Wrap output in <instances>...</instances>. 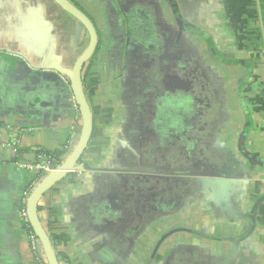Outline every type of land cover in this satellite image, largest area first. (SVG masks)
Listing matches in <instances>:
<instances>
[{
  "label": "crops",
  "instance_id": "crops-1",
  "mask_svg": "<svg viewBox=\"0 0 264 264\" xmlns=\"http://www.w3.org/2000/svg\"><path fill=\"white\" fill-rule=\"evenodd\" d=\"M70 1L98 45L89 145L38 205L60 264H264V0ZM87 42L53 0H0V264H46L21 210L47 172L20 164L75 145Z\"/></svg>",
  "mask_w": 264,
  "mask_h": 264
},
{
  "label": "water",
  "instance_id": "water-1",
  "mask_svg": "<svg viewBox=\"0 0 264 264\" xmlns=\"http://www.w3.org/2000/svg\"><path fill=\"white\" fill-rule=\"evenodd\" d=\"M61 9L73 16L86 30L88 42L80 52L69 71L68 79L74 101L80 114L81 131L79 137L57 166L44 174L39 181L29 190L25 198V211L28 224L37 239L36 250L42 255L46 264H60L50 237L42 225L38 216V205L43 194L50 189L58 180L68 172L75 169L89 145L93 132V117L91 107L85 94L83 85L84 68L96 51L98 45V32L92 18L86 15L81 9L70 0H53ZM54 73L45 72V77H52Z\"/></svg>",
  "mask_w": 264,
  "mask_h": 264
},
{
  "label": "built area",
  "instance_id": "built-area-1",
  "mask_svg": "<svg viewBox=\"0 0 264 264\" xmlns=\"http://www.w3.org/2000/svg\"><path fill=\"white\" fill-rule=\"evenodd\" d=\"M20 166L24 167V168H28V169L35 168V169L43 170L45 172H49L51 169H53L52 164H51V159L46 160V162H44V163L38 162L35 164H20ZM21 216H22V219L26 225V223L28 221H27V216H26V211H25V205H24L23 209L21 210ZM28 232H29V237H30V247H31L32 251L38 255L37 250H36L37 239L34 236L32 231L28 230Z\"/></svg>",
  "mask_w": 264,
  "mask_h": 264
},
{
  "label": "trees",
  "instance_id": "trees-1",
  "mask_svg": "<svg viewBox=\"0 0 264 264\" xmlns=\"http://www.w3.org/2000/svg\"><path fill=\"white\" fill-rule=\"evenodd\" d=\"M61 154H62L61 151H56V152H53V153L49 154L50 155L49 157H50L51 162H52L53 165H56V164L59 163ZM26 228H27V230L32 231L30 226H29V224H28V222L26 223Z\"/></svg>",
  "mask_w": 264,
  "mask_h": 264
},
{
  "label": "flooded vegetation",
  "instance_id": "flooded-vegetation-1",
  "mask_svg": "<svg viewBox=\"0 0 264 264\" xmlns=\"http://www.w3.org/2000/svg\"><path fill=\"white\" fill-rule=\"evenodd\" d=\"M177 174H178L179 178H181V177H183V175H181V174H184V172H183V170L180 169Z\"/></svg>",
  "mask_w": 264,
  "mask_h": 264
}]
</instances>
